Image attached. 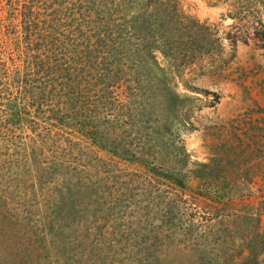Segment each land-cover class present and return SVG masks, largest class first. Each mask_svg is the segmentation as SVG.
<instances>
[{
  "label": "rangeland",
  "instance_id": "obj_1",
  "mask_svg": "<svg viewBox=\"0 0 264 264\" xmlns=\"http://www.w3.org/2000/svg\"><path fill=\"white\" fill-rule=\"evenodd\" d=\"M178 1L186 15L200 22L222 30L232 23L221 17L222 7L207 0ZM233 52L225 61L183 64L176 75L159 51L145 63L125 67L126 81L141 84L150 115L134 122L119 115L110 127L100 126L106 143H119L118 154L85 146L77 134L65 137L51 147L65 164L49 177L41 169L48 159L36 156L17 163L7 157L0 78V264H22L28 238L31 248L44 245L37 253L45 258L40 264H149L156 259L159 264H196L201 255L230 259L245 253L244 243L256 242V232L264 231V52L242 42ZM201 89L216 91L219 101L211 105L213 96ZM168 92L189 107L192 125L161 127ZM159 123L163 142L140 158L145 139L153 137ZM29 127L26 135L32 133ZM202 163L209 164L214 176L252 182L229 190L221 201L193 198ZM8 166L14 174L7 173ZM217 190L213 185L212 191ZM175 201L184 212L183 227L191 224L193 236L198 234V247L184 240L175 247L165 243L171 230L162 214ZM151 241L161 246L145 249Z\"/></svg>",
  "mask_w": 264,
  "mask_h": 264
},
{
  "label": "trees",
  "instance_id": "obj_2",
  "mask_svg": "<svg viewBox=\"0 0 264 264\" xmlns=\"http://www.w3.org/2000/svg\"><path fill=\"white\" fill-rule=\"evenodd\" d=\"M207 1L224 9L221 17L232 20L229 29L191 18L178 0H0L3 146L7 157L17 163L30 162L36 156L48 159L41 169L49 177L65 164L52 154L51 147L74 134L85 146L118 154L119 143H106L100 126L110 127L119 115L131 122L150 115L141 84L128 83L124 69L147 62L156 51L167 59L175 75L183 64L189 67L205 59H231L238 42L264 52V0ZM201 90L213 96L211 105L219 101L216 91ZM163 109L160 121L164 129L169 130L173 122L192 125L189 107L177 95L168 92ZM27 125L30 135L25 134ZM159 125L151 132L153 137L145 139L140 158L149 156L151 147L163 142ZM67 145L71 148L72 144ZM202 166L196 176L198 189L190 194L193 198L203 195L221 201L229 190H242L252 182L251 178L214 176L208 163ZM6 168L9 175L14 174ZM215 184L218 194L212 191ZM183 214L178 201L164 207L163 222H168L165 225L171 230L165 243L175 247L184 240L198 247L199 236L191 233L193 225L181 224ZM174 233L182 239L177 240ZM256 234V242L249 239L244 243L245 253L230 259L224 254L201 255L196 264H264V231ZM32 242L28 238L23 245L25 258L20 263L40 264L39 260L45 259L37 254L44 245L31 248ZM144 246L156 249L161 243L151 241ZM157 260L149 264H159Z\"/></svg>",
  "mask_w": 264,
  "mask_h": 264
}]
</instances>
